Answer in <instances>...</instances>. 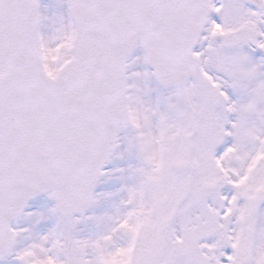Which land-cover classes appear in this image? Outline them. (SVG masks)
I'll return each instance as SVG.
<instances>
[{"label": "snow or ice", "instance_id": "1", "mask_svg": "<svg viewBox=\"0 0 264 264\" xmlns=\"http://www.w3.org/2000/svg\"><path fill=\"white\" fill-rule=\"evenodd\" d=\"M0 264H264V0H0Z\"/></svg>", "mask_w": 264, "mask_h": 264}, {"label": "rangeland", "instance_id": "2", "mask_svg": "<svg viewBox=\"0 0 264 264\" xmlns=\"http://www.w3.org/2000/svg\"><path fill=\"white\" fill-rule=\"evenodd\" d=\"M39 205H34V207H38Z\"/></svg>", "mask_w": 264, "mask_h": 264}]
</instances>
